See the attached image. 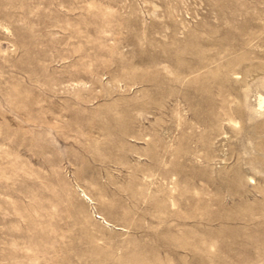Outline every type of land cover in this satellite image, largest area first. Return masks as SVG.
I'll use <instances>...</instances> for the list:
<instances>
[{
	"label": "rangeland",
	"instance_id": "1",
	"mask_svg": "<svg viewBox=\"0 0 264 264\" xmlns=\"http://www.w3.org/2000/svg\"><path fill=\"white\" fill-rule=\"evenodd\" d=\"M264 0H0V264H264Z\"/></svg>",
	"mask_w": 264,
	"mask_h": 264
},
{
	"label": "bare ground",
	"instance_id": "2",
	"mask_svg": "<svg viewBox=\"0 0 264 264\" xmlns=\"http://www.w3.org/2000/svg\"><path fill=\"white\" fill-rule=\"evenodd\" d=\"M263 101H264V97H261L260 98V104L263 103Z\"/></svg>",
	"mask_w": 264,
	"mask_h": 264
}]
</instances>
